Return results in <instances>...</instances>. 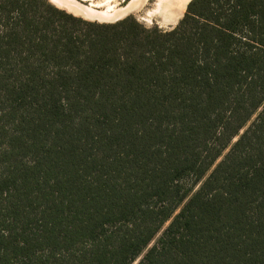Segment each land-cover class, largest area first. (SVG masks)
Wrapping results in <instances>:
<instances>
[{
    "label": "trees",
    "instance_id": "1",
    "mask_svg": "<svg viewBox=\"0 0 264 264\" xmlns=\"http://www.w3.org/2000/svg\"><path fill=\"white\" fill-rule=\"evenodd\" d=\"M139 257L264 264V0L168 29L0 0V264Z\"/></svg>",
    "mask_w": 264,
    "mask_h": 264
},
{
    "label": "rangeland",
    "instance_id": "2",
    "mask_svg": "<svg viewBox=\"0 0 264 264\" xmlns=\"http://www.w3.org/2000/svg\"><path fill=\"white\" fill-rule=\"evenodd\" d=\"M189 1L182 0L179 9L173 4L177 3V0H57L55 6L84 19H96L97 22H114L126 16H133L146 27L168 29L179 21ZM167 224L168 222L151 244ZM140 257L132 264H136Z\"/></svg>",
    "mask_w": 264,
    "mask_h": 264
},
{
    "label": "snow or ice",
    "instance_id": "3",
    "mask_svg": "<svg viewBox=\"0 0 264 264\" xmlns=\"http://www.w3.org/2000/svg\"><path fill=\"white\" fill-rule=\"evenodd\" d=\"M48 2L52 5H55L57 3V0H48Z\"/></svg>",
    "mask_w": 264,
    "mask_h": 264
},
{
    "label": "bare ground",
    "instance_id": "4",
    "mask_svg": "<svg viewBox=\"0 0 264 264\" xmlns=\"http://www.w3.org/2000/svg\"><path fill=\"white\" fill-rule=\"evenodd\" d=\"M181 2H182V0H179V1L177 0V3H173V4H175V5H178V9H179V8H180V7H179V6H180V4L182 5V3H181Z\"/></svg>",
    "mask_w": 264,
    "mask_h": 264
},
{
    "label": "crops",
    "instance_id": "5",
    "mask_svg": "<svg viewBox=\"0 0 264 264\" xmlns=\"http://www.w3.org/2000/svg\"><path fill=\"white\" fill-rule=\"evenodd\" d=\"M64 2V1H63ZM178 7V5H176V8ZM62 9V8H61ZM87 20H91V21H97L96 19H89V18H87ZM99 22V21H98Z\"/></svg>",
    "mask_w": 264,
    "mask_h": 264
}]
</instances>
